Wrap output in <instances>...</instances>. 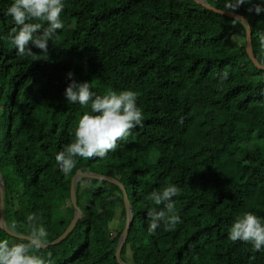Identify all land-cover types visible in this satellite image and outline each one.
Listing matches in <instances>:
<instances>
[{
	"label": "trees",
	"instance_id": "obj_1",
	"mask_svg": "<svg viewBox=\"0 0 264 264\" xmlns=\"http://www.w3.org/2000/svg\"><path fill=\"white\" fill-rule=\"evenodd\" d=\"M221 11L226 0H204ZM259 0H254L258 3ZM13 0H0V173L4 222L27 236L36 214L57 239L74 215L69 186L79 170L111 177L124 187L131 223L120 252L129 264H264V250L229 240L244 212L264 219V71L245 52V25L194 0H64V28L39 61L17 55L7 15ZM241 6L235 14L250 27L251 51L264 66V13ZM39 22V21H33ZM46 26L44 22H40ZM74 73L98 95L132 90L144 113L142 126L104 158H78L65 176L57 154L71 143L88 108L69 104ZM224 72L227 79L221 84ZM181 120L183 121L181 123ZM181 223L148 231L145 197L167 185ZM82 215L56 246L40 249L54 264H118L125 225L121 190L79 179L74 188ZM119 210V218H116ZM115 226L112 227L114 221ZM26 242L0 229V241Z\"/></svg>",
	"mask_w": 264,
	"mask_h": 264
},
{
	"label": "clouds",
	"instance_id": "obj_2",
	"mask_svg": "<svg viewBox=\"0 0 264 264\" xmlns=\"http://www.w3.org/2000/svg\"><path fill=\"white\" fill-rule=\"evenodd\" d=\"M244 5H250L247 9L249 12L254 11L257 15L264 13V0L258 3H254V0H226L225 9L235 13ZM64 8V0H13L7 15L15 25L9 37L17 49V55L39 61V55L32 50L33 46L47 54L49 41L58 38V30L64 28ZM257 36L260 46L264 48V32H258ZM227 76V72L222 74L221 84ZM67 78L71 81L65 90L68 103L79 104L84 108L90 106L91 114L82 116L74 139L56 156V162L65 176L73 174L78 158H104L110 151H116L119 143L127 141L131 130L142 126L144 120V113L137 104L136 92L124 90L98 95L92 90V82H78L72 72L67 74ZM180 193L181 189L170 184L145 197L153 205H163L159 210L152 207L147 213L150 234H154L161 224L165 231H172L182 222L173 200ZM27 224L29 232L26 242L10 244L7 239L0 241V264H54L51 253L47 260L36 254L47 244L48 237L46 228L39 223V217L34 213L29 214ZM228 238L232 242L251 244L255 251L264 250V219L252 212H244L230 227Z\"/></svg>",
	"mask_w": 264,
	"mask_h": 264
},
{
	"label": "water",
	"instance_id": "obj_3",
	"mask_svg": "<svg viewBox=\"0 0 264 264\" xmlns=\"http://www.w3.org/2000/svg\"><path fill=\"white\" fill-rule=\"evenodd\" d=\"M194 2L196 4L202 6L203 8H205L209 11H212L216 14L224 15L228 18L238 19V20L242 21L245 25V52H246L248 58L250 59L251 63L257 69L264 71V66L260 65L255 60L254 56L252 55L251 42H250V27H249L248 22L243 17H241L235 13H229L227 11H221V10L215 9V8L207 5L204 2V0H194ZM81 178H86V179L91 178V179L102 180V181H105V182H108V183H111V184L117 186L121 190L122 197H123L124 210H125V225H124L123 231L121 233V236H120V239H119L117 249H116L114 256H115V259H116L118 264H129V263H124L120 259V252H121L122 246L126 240L127 230H128V227L131 223V217H132L131 207H130L126 192L124 190V187L122 186V184H120L118 181H116L115 179H113L111 177H106V176L96 174V173H91V172L82 173L79 170H77L76 173L72 176V178L70 180V186H69V197H70L71 205L74 209L73 218L70 221L67 228L64 230V232L57 239H55L54 241L47 243L45 246H43L42 249H45L49 246H56V245L60 244L66 238V236L74 229L77 222L81 218L82 212L76 204L75 193H74L75 184ZM0 229L4 230L10 237L26 241L27 236L18 235L16 233H13L5 225V222H4V196H3V184H2L1 173H0Z\"/></svg>",
	"mask_w": 264,
	"mask_h": 264
},
{
	"label": "rangeland",
	"instance_id": "obj_4",
	"mask_svg": "<svg viewBox=\"0 0 264 264\" xmlns=\"http://www.w3.org/2000/svg\"><path fill=\"white\" fill-rule=\"evenodd\" d=\"M118 218H119V210H117L115 219H118ZM116 222H117V220L114 221V223L112 224V227L115 226Z\"/></svg>",
	"mask_w": 264,
	"mask_h": 264
}]
</instances>
